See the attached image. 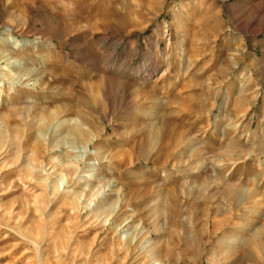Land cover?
<instances>
[{
	"label": "rangeland",
	"instance_id": "obj_1",
	"mask_svg": "<svg viewBox=\"0 0 264 264\" xmlns=\"http://www.w3.org/2000/svg\"><path fill=\"white\" fill-rule=\"evenodd\" d=\"M0 264H264V0H0Z\"/></svg>",
	"mask_w": 264,
	"mask_h": 264
},
{
	"label": "bare ground",
	"instance_id": "obj_2",
	"mask_svg": "<svg viewBox=\"0 0 264 264\" xmlns=\"http://www.w3.org/2000/svg\"><path fill=\"white\" fill-rule=\"evenodd\" d=\"M234 191H235V190H234ZM232 193H233V190H232ZM232 193H231V194H232ZM231 197H232V196H231Z\"/></svg>",
	"mask_w": 264,
	"mask_h": 264
}]
</instances>
